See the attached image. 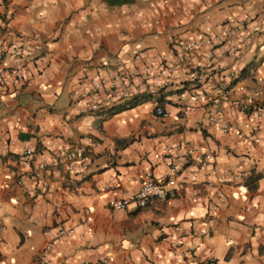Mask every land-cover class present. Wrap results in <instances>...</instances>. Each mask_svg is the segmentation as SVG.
I'll return each mask as SVG.
<instances>
[{
  "label": "crops",
  "instance_id": "obj_1",
  "mask_svg": "<svg viewBox=\"0 0 264 264\" xmlns=\"http://www.w3.org/2000/svg\"><path fill=\"white\" fill-rule=\"evenodd\" d=\"M228 18L244 21L225 38ZM242 33L248 38L241 41ZM176 38L199 44L189 68L202 75L199 83L181 66L134 80L147 102L103 120L85 112L78 95L101 66L132 65L140 51L165 54ZM138 41L147 47L128 53ZM0 42L19 52L1 53L0 70L23 65L27 72L24 82L0 88V264H31L43 230L58 224L70 233L46 264H103L106 256V264H176L187 247L186 264H264V115L253 116L264 107V0H1ZM230 70L237 78L224 82ZM235 84L259 97L243 96ZM188 93L202 98L181 117L178 96ZM155 107L166 117H156ZM215 110L234 132L222 133L217 121L204 126ZM60 151L85 162L81 176L62 165L37 171ZM171 164L177 172L166 200L110 209L146 175L163 181ZM222 171L232 183L204 185ZM251 173L258 178L246 184Z\"/></svg>",
  "mask_w": 264,
  "mask_h": 264
},
{
  "label": "built area",
  "instance_id": "obj_2",
  "mask_svg": "<svg viewBox=\"0 0 264 264\" xmlns=\"http://www.w3.org/2000/svg\"><path fill=\"white\" fill-rule=\"evenodd\" d=\"M1 3V0H0ZM243 21H235L233 19H226V29L223 32L225 38L231 35L233 29L242 28ZM240 40L248 38V34L242 33L239 36ZM198 43L191 39H173L168 45V52L163 53H149L146 54L142 51L136 53L132 58V65L126 66L124 64H109L103 65L94 78H90L82 93L78 95L82 101V106L85 112L95 113L101 109H106L111 106L120 104L131 97L138 95L136 86L134 85L135 79L148 80L156 76L161 72H165L168 75L173 74L176 70L185 66L188 69V77L191 83L197 84L200 82L202 75L195 70L189 69L192 67L191 58L192 53L198 49ZM8 52L14 57H18L19 52L16 48L11 47L5 50L3 44L0 42V54ZM235 50L229 52V56H234ZM137 64L138 66H136ZM237 78L234 71H228L222 80L224 82H232ZM27 79V72L23 65H19L15 68H8L0 70V88L9 84L22 83ZM222 81V82H223ZM236 90L245 97L257 99L259 92L249 87L235 84ZM162 88L168 86V80H162L160 82ZM223 91V90H222ZM228 91V90H227ZM225 90L222 92L227 94ZM210 96V94L208 95ZM202 98L200 94H180L178 96V108L181 117H186L192 110L194 104ZM153 113L156 117L164 118L166 113L162 108L155 107ZM216 113V114H215ZM264 115V107L258 106L254 108L253 116L256 122L261 120ZM221 125V132L224 134L234 132V127L223 121L221 117L217 115V110L214 111L212 118L204 123L207 127L209 123L216 122ZM187 145L184 146L186 149ZM168 154V151H166ZM182 157H185L187 152L182 151ZM32 152L30 149L25 148L23 150V156L29 158ZM76 152H58L57 156L50 160L48 163H40L36 166L38 172H46L48 169H55L62 165L63 169L72 176H81L86 169L85 162L79 165L75 164ZM210 159L209 155L203 156L201 161H207ZM177 172L175 164H171L167 170L166 176L163 181H153L150 176L146 175L145 181L141 184L139 189L128 198H122L113 200L110 203V209L113 211H123L129 206H133L136 209L145 208L151 200L157 199L160 201L166 200L169 196V188L174 185V178ZM39 175V174H37ZM234 176L227 171H222L217 180L207 179L204 182L206 187H213L216 182L230 184L233 181ZM17 185H21L20 182H16ZM218 208V204L213 205V210ZM70 230L65 229L61 225H54L51 228L44 229L42 234L45 237L41 248L38 250L31 264H46L49 253L53 245L61 238L68 236ZM109 260L106 256L101 260L103 264ZM191 261V249L183 248L179 251L176 264H186ZM76 264H89L85 260H78ZM202 264H214L212 260L203 262Z\"/></svg>",
  "mask_w": 264,
  "mask_h": 264
},
{
  "label": "trees",
  "instance_id": "obj_3",
  "mask_svg": "<svg viewBox=\"0 0 264 264\" xmlns=\"http://www.w3.org/2000/svg\"><path fill=\"white\" fill-rule=\"evenodd\" d=\"M134 0H105L106 4L108 6H120V5H124V4H131ZM254 68V64L251 62L249 64H247L243 69H241V71L239 72V78L243 77L244 74H246V71L249 69H253ZM162 90V88L160 90H158V93H160ZM178 92V91H176ZM151 98V96L149 94H138L135 95L133 97H131L130 99L117 104L115 106H111L109 108L106 109H101L100 111H97L95 113H93V115L95 116H99L101 117V120L111 117L113 115H116L120 112H123L125 110L131 109L133 107H136L144 102H147L149 99ZM157 103H160L161 100L157 99ZM122 143H125L127 140H121ZM119 141H116V143ZM258 178V175H253L252 173L246 177L245 179V183L249 184L252 183L253 181H255Z\"/></svg>",
  "mask_w": 264,
  "mask_h": 264
},
{
  "label": "rangeland",
  "instance_id": "obj_4",
  "mask_svg": "<svg viewBox=\"0 0 264 264\" xmlns=\"http://www.w3.org/2000/svg\"><path fill=\"white\" fill-rule=\"evenodd\" d=\"M152 38L153 37H151V36L145 37V40H149V39H152ZM144 41H138L135 44H133L132 47L130 49H128V53L131 54V53H133L136 50L146 48L147 46L144 44Z\"/></svg>",
  "mask_w": 264,
  "mask_h": 264
}]
</instances>
